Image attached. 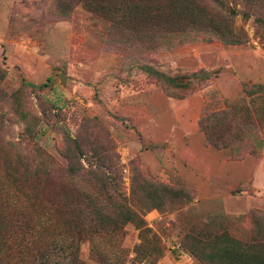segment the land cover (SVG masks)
<instances>
[{"label":"rangeland","instance_id":"rangeland-1","mask_svg":"<svg viewBox=\"0 0 264 264\" xmlns=\"http://www.w3.org/2000/svg\"><path fill=\"white\" fill-rule=\"evenodd\" d=\"M187 1L175 21L228 13L245 41L126 25L123 5L0 0V264L18 225L54 239L43 264L264 252V132L256 147L241 123L264 114V0Z\"/></svg>","mask_w":264,"mask_h":264},{"label":"trees","instance_id":"trees-1","mask_svg":"<svg viewBox=\"0 0 264 264\" xmlns=\"http://www.w3.org/2000/svg\"><path fill=\"white\" fill-rule=\"evenodd\" d=\"M155 1L156 2L152 3L153 0H120V2L118 0V3L115 6L110 7L105 6L104 3L102 5L101 0H88L87 6H89L91 9L93 7H95L96 9L100 8L99 10L102 13H114L120 10V5L126 6V13L128 14V16L122 17L120 20V23H124L126 25L138 23V26L142 27L144 24L148 23V21H156L157 23L154 25L156 28H158V30L172 31V25L177 24L178 22L183 27H188L183 29L184 35L188 34V32L192 30H195L196 32L199 31L200 33L206 30V32H215V35L226 44H241L245 41L244 32L240 27L237 29L235 28L234 30L232 24L233 19L228 13L217 16L215 15L214 17L205 14L206 17L202 18L199 16L197 20L196 17L193 19L190 18V20H188L187 18L179 19L180 17H177L179 20L175 21L174 18L176 17L174 16V14L193 9V6L190 4V2H188L187 0ZM202 9L203 8L200 9L199 7H196L197 12L202 13ZM155 14L157 15V17H155ZM208 26L211 27L214 31ZM159 76L161 75L159 74ZM171 80L174 81V79ZM43 85L44 84L38 85V87H41ZM248 86L254 87L255 85ZM257 87L259 89L257 90V92L261 93L263 89L262 85H257ZM254 111L255 112L253 115H251V112H248L247 117L241 123H243L244 125H249L254 130V132L252 131V133L256 136L255 144L257 147L259 145V140L262 139L259 134H263L264 132V114L259 110ZM234 137H240L239 130L234 132ZM205 138L208 143L216 145L219 148H225L227 146L222 144L223 142H219V139H213L206 132ZM40 228L41 226H31L30 228H25L22 225H18L14 230L10 232V235L8 233V239H6V241H9L10 239L11 243L14 245L15 252H17L16 259L14 258L10 264L44 263V260H46V258H44L45 252H48L50 248V245L48 244H51L48 242H52L54 241V239L48 240V238L44 235L43 229ZM53 238L56 239V237ZM204 244L209 246L210 242L204 241ZM44 245H46L45 251L42 249ZM187 246L189 250L200 261L204 262H202L203 264H264V252L259 251V249L247 248L245 245H237V248L234 250L231 247L219 244L213 249L209 247V249L212 250L208 251L204 256L199 255V253L197 252V246L193 245V243L188 244ZM29 248L31 249V254L28 253ZM68 254L70 256L71 264H83L82 261H80V259L78 258L76 250H69ZM41 259H43V261H41Z\"/></svg>","mask_w":264,"mask_h":264}]
</instances>
